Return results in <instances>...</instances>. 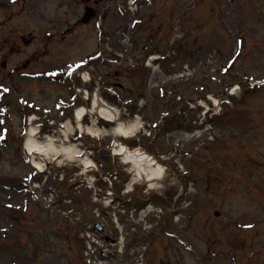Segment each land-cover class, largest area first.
Wrapping results in <instances>:
<instances>
[{
    "label": "rangeland",
    "instance_id": "374dc122",
    "mask_svg": "<svg viewBox=\"0 0 264 264\" xmlns=\"http://www.w3.org/2000/svg\"><path fill=\"white\" fill-rule=\"evenodd\" d=\"M97 1L0 0V85L10 88L0 101V264H264V0H138L133 14L129 0ZM87 5L96 16L82 24ZM34 51L19 75L42 77L21 85L10 73ZM151 55L165 59L148 64ZM78 62L87 81L44 76ZM94 93L143 129L129 139L103 122L98 137L73 130L93 166L40 154L38 175L22 148L28 114H41L46 134ZM208 96L221 111L200 128ZM116 141L152 155L163 178L131 185L136 170L112 155Z\"/></svg>",
    "mask_w": 264,
    "mask_h": 264
},
{
    "label": "bare ground",
    "instance_id": "6f19581e",
    "mask_svg": "<svg viewBox=\"0 0 264 264\" xmlns=\"http://www.w3.org/2000/svg\"><path fill=\"white\" fill-rule=\"evenodd\" d=\"M89 113L91 116L97 114L96 119L92 122L91 125L85 127V130L94 136H98L103 134L106 130L100 129L98 125L97 118H101L109 123H111V129L107 130L106 132L116 134L118 136H123L126 138L134 136V132L138 130L140 127V121L138 118H135L132 121L127 123H123L119 121L118 112L111 106H109L103 100H100L97 95H95L92 107L88 109L81 108L76 112V127L72 124L70 120L65 122V129L62 131L64 136L68 137L69 133H72L74 129L81 130L83 129L84 125L81 122V117L85 114ZM95 117V116H94ZM33 119V118H32ZM113 126V127H112ZM37 130L36 128L30 124L25 140V149L30 155L35 154H42L47 158L51 154H64L65 156L72 158V156L80 151L75 144H64V143H57L55 136L52 134L46 136V140L44 142L38 141L36 139ZM114 154L116 156L121 157L124 163L132 164L136 170L135 178L133 179L132 183L137 182L144 174L147 181L150 183L149 186L152 187V182L155 180H159L163 178V171L161 167L158 169L150 168L149 165L152 164V159L145 153L141 152L138 149L133 151H129L123 144H116V148L114 149ZM53 155V156H54ZM87 159H83V163H86ZM33 165L37 169H42L43 166L40 162H35ZM88 167H91L88 166Z\"/></svg>",
    "mask_w": 264,
    "mask_h": 264
}]
</instances>
